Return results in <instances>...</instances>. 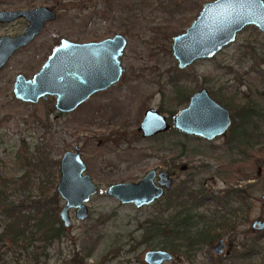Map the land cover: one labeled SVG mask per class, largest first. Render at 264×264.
<instances>
[{
    "label": "rangeland",
    "instance_id": "rangeland-1",
    "mask_svg": "<svg viewBox=\"0 0 264 264\" xmlns=\"http://www.w3.org/2000/svg\"><path fill=\"white\" fill-rule=\"evenodd\" d=\"M208 1L213 0H0V9L46 6L57 14L0 71V210L6 201L33 216L38 215L37 210L54 209L51 198L59 175L54 161L75 146L81 148L86 172L99 187L86 203L88 217L83 221L72 217L61 240L48 246L38 262L34 261L31 246L18 254L12 241L17 221L11 226V215L0 213V232L5 228L0 240V264H145L146 250L164 248L163 236L148 234L154 222L165 219V199L136 208L120 204L106 189L113 183L137 181L148 170H165L172 164L190 165L175 184L192 175L190 185L194 190L201 186L213 192L214 199L200 210H231L249 204V221L264 217V172L257 177V168L264 166V34L255 26H247L234 43L213 58L197 60L185 69L177 67L171 52L172 37L184 32ZM25 26L23 19L0 24V35H17ZM117 33L127 40L123 75L75 110H56L53 96L36 103L14 97L15 76L20 73L31 78L61 38L81 43ZM178 74L183 78L175 85L169 83ZM181 86H187L190 93L207 88L232 116L242 106L253 108L258 115H253L248 127L256 133L238 151L229 150L236 142L227 145L226 137L208 143L200 138H184L171 130L142 138L136 129L147 108L161 109L172 120L184 107L186 102L176 99ZM239 121L235 117L234 122ZM183 142L184 151L180 150ZM236 184L248 185L246 203L238 197L229 200L224 196V191ZM63 202L58 200V210ZM220 232L233 235L235 244L251 242L255 237L250 223L236 226L232 233L223 229ZM178 243L166 241L165 249H172L174 258L165 264H212L205 256L206 248L189 260ZM33 245L42 242L36 240ZM252 248L256 253L247 263L225 256L216 264H264V237ZM76 253L82 262L72 261Z\"/></svg>",
    "mask_w": 264,
    "mask_h": 264
},
{
    "label": "water",
    "instance_id": "water-1",
    "mask_svg": "<svg viewBox=\"0 0 264 264\" xmlns=\"http://www.w3.org/2000/svg\"><path fill=\"white\" fill-rule=\"evenodd\" d=\"M57 14L49 7L31 9H0V23L17 19L27 22L23 32L17 35L0 36V69L16 51L31 43L44 29L46 23L55 20ZM255 26L264 33V2L262 0H213L205 2L198 16L182 33L172 37L171 52L179 69L193 62L210 59L223 47L232 43L236 35L246 26ZM126 38L115 34L100 41L73 42L61 38L41 68L31 77L18 74L13 83L15 98L29 103L56 97L55 106L61 111H70L85 101L94 92L108 88L121 77L124 68L122 56ZM173 127L187 135L212 140L225 135L231 124L228 109L212 99L206 89L194 93L188 104L173 118ZM170 128L166 116L155 108H148L138 130L144 137L166 132ZM64 152L61 157L60 179L57 192L65 201L61 218L68 223L67 211L76 210L77 218L87 215L89 198L97 186L85 172L81 153ZM155 171L150 170L137 183L120 182L111 184L107 194L120 204L137 207L148 205L158 198L163 190L153 182ZM158 183L167 188L171 179L165 171L159 173ZM165 179V181L163 180ZM264 200V194L262 195ZM260 227L264 226V220ZM260 222V223H261ZM168 251L148 250L144 254L147 264H162L170 259Z\"/></svg>",
    "mask_w": 264,
    "mask_h": 264
},
{
    "label": "flooded vegetation",
    "instance_id": "flooded-vegetation-1",
    "mask_svg": "<svg viewBox=\"0 0 264 264\" xmlns=\"http://www.w3.org/2000/svg\"><path fill=\"white\" fill-rule=\"evenodd\" d=\"M0 24H8V23H0ZM26 25H27V22H26ZM25 28H26V26H25ZM4 35H6V34H4ZM0 36H2V35H0ZM234 42H232V43H234ZM232 43H230V44H232ZM126 44H127V42H126ZM230 44H228V45H230ZM2 69H0V71ZM123 73H124V71H123ZM123 73H122V75H123ZM21 75H23V74H21ZM120 78H119V80H120ZM118 81H116L113 84H116ZM13 83H14V81H13ZM113 84H111L110 86H112ZM184 87L185 86H181L180 92L185 90ZM106 89L94 92L85 101H87L95 93H99V92L105 91ZM201 89H206L207 90V88H199L198 90L193 91V93H190L188 95V99L185 101L186 104L184 105V107L188 104V101H189V98L191 97V95H193L194 93L200 91ZM12 92H13V88H12ZM177 92H176V96L177 97L176 96L175 97H176V99L178 101V98H180V96L177 94ZM208 93H209V95L212 97V99L214 101H216L217 103H219L220 105H222L223 107L228 109V107L223 105L221 102H218L217 99L215 97H213L212 94L209 91H208ZM53 97L56 99L55 96H53ZM182 98L184 99L185 97L182 96ZM85 101H83L82 103H84ZM55 103H56V100H55ZM184 107H182V108H184ZM245 107H247V106H242V107L238 108L234 112L233 116H232L230 110L228 109V111L230 113V118H231V124H230L228 130L226 131L225 135L216 137V138H214L212 140H207L205 138L197 137V136H190V135H187L185 133H182V132L176 130L173 127V124H172L173 123V118L182 108L179 109L173 115L172 120H170V118L166 117L168 122L170 123V128L166 132L158 133V134L150 136V137H144L142 135V132L138 130V127H139L140 122H141V120H142V118L144 116L145 111L148 109L147 108L144 111L143 116H142V118H141V120L139 122V125H138L136 130L139 133V135H141V137L145 138V139H149V138H153V137H156V136H159V135L167 134L171 130H173L174 133L180 134L184 138L185 137L186 138H200L201 140H204V141H206L208 143L210 141H214L217 138L226 137V138L229 139L228 143H227V145H228V144H230L229 142H232V141L236 142L235 137L233 136L234 135L233 126L235 124L234 120H235V117H238L240 119V116L236 115V112H238L239 109L242 110ZM55 108H56V106H55ZM149 108H154V107H149ZM75 109H73V110H75ZM56 110H58V109L56 108ZM73 110H70V111L58 110V111L63 113V112H71ZM157 110L161 114H163L161 112V109H157ZM256 115H258V113L254 110V116H256ZM251 129L254 131L253 134H255L256 133L255 130L253 128H251ZM237 131H240V129L238 128ZM245 138L249 139L248 136L245 137ZM246 139H244V140H246ZM244 144H246V143L245 142L244 143L243 142L231 143V146H230L231 148H229V150L238 151V150H240L239 147L243 146ZM177 145L179 147V143ZM180 147H181L180 150L184 151L186 149L185 143L183 142L182 144H180ZM234 147H236V148H234ZM76 148H78L79 149L78 151L81 153V148L79 146H75L74 149H69V150L74 151ZM69 150H66V151H69ZM66 151H64V152H66ZM244 151H246V150H241V153H244ZM62 155H61V157H62ZM81 156H82V153H81ZM61 157H60L59 160L54 161L55 163H58V168H59ZM83 161H84V159H83ZM234 161L235 160L231 159V162H234ZM85 165H86V163H85ZM86 168H87V165H86ZM176 168L178 169V172L175 171ZM189 168H190V165L184 162V163H181V164H172V166H170V167L168 166L167 169H165V170L151 169V170L155 171L153 182L156 184L157 187H161L163 192L158 198H156L150 204L154 203L155 201H157L160 198H164L165 199V202H164L165 203L164 204L165 205V219H164V222H165V227H166L165 235L167 236L166 241L167 242L170 241L173 244H175L176 241L173 242L171 240V238H170L171 235H169L170 234L169 230H170V227H171L173 222L181 221L183 223V227L181 226L180 232L178 233V239H176V240L179 241V243L177 245L182 247V249H183L182 253L187 259L191 260L192 257L194 256L195 252H199V251L201 252V251L204 250V248H206L208 254H205V256H206V258L208 260H210V262L212 264L218 263L219 259H221L223 261L224 260L223 257H225V256L229 260H233L235 262L236 261L237 262H239V261L240 262H245V263L249 262L248 260H250L253 257V255H255V253H256V251L253 250L252 247L255 246L256 243H258L260 238L264 237V226L260 227V224H262L261 221L264 220V217L263 216H258L256 218L252 219L251 221H249V204H246L245 206L243 205V206H240V207L232 208L231 210H208V211L200 210L208 202H210L211 200L214 199L213 192H208L204 188H202L201 186H199L196 190H194L191 187L192 185H190L191 182L193 181L192 175H189L188 178H185L182 181H180L178 184H175V179L179 178L182 173L187 172L189 170ZM149 171L150 170H148L147 172H149ZM163 171H165L167 173L166 180L167 179H171V183H170L168 188L166 186L160 185L158 183L159 173L163 172ZM85 172H86V169L83 172V174H85ZM263 172H264V166L263 167L259 166L257 168V177L260 176ZM146 173L144 175H146ZM0 176H1V165H0ZM244 178L245 177L242 178V181H244ZM59 179H60V168H59L58 181L56 183L55 190H54L53 195H52L53 198H54V208H55V210H37V212H38L37 216H33L31 214H24L22 212V210H18L16 212V215L14 214L15 212L13 213V215L15 217L14 220L16 219V221L18 222L17 223V229H16L18 231H15L14 229L12 230L14 232V235H12L13 236L12 237V241L16 242L15 245H16V247L19 250L18 254H21V252L26 251L27 248L29 246H31L33 248V250H35V252L32 250V254H33L35 262H38L40 256H42L43 254L45 255V251H46V248L48 246H50L54 242H57V241L61 240V238L63 236V233L65 232V229H67L71 225V218L72 217H74L77 220L83 221L89 215V210H87L86 217L84 219H80V218H77L76 210L70 209V210L67 211L68 223L67 224L65 223V221L61 218V211H62L61 208H62V206H63L65 201L63 202V204H62V206H61V208L59 210H58V206H57L58 200L60 198L63 199L61 197V195L57 192V189H56L57 184L59 182ZM140 179H138L137 181H126V182L137 183ZM91 180H92V178H91ZM163 180L165 181V179H163ZM93 183L97 186V191H96V193H97L99 187L94 181H93ZM118 183H120V182H118ZM248 189H249L248 185L244 187V186H240V184H236L231 189H226L224 191V196L229 198V200L231 199V197L232 198L234 197V199L238 197V198H240L242 200L243 203L244 202L246 203V201H248V198H249ZM106 193H107V189H106ZM54 195H57V197L54 196ZM94 195H92V196H94ZM53 198H51V199H53ZM150 204H148V205H150ZM122 205H125V204H122ZM131 205H133V204H131ZM148 205H142V206H139V207H137L135 205H133V206L136 207V208H140V207L148 206ZM0 213H2L3 215H5L7 217H8L9 214L12 215V213H10L9 210H5L4 208L2 210H0ZM32 221H33V224H31ZM247 223H250L251 233H253L255 235V237H253L254 239H252L251 242L249 241L247 243L235 244L234 243L235 240L233 239L234 236L231 235L230 236L231 238H230L228 232L232 233L236 226L237 227H238V225L242 226L243 224H247ZM39 224H40V226L43 225V226L48 227V231H50V232L49 233L47 232L48 235L46 234L47 239H45L41 235L40 228L38 227ZM192 228H194V229H192ZM4 229H2L1 232H0V234H1L2 231H3L2 236H4ZM222 229L227 231L226 233H228V234L222 235L223 233L220 232V230H222ZM192 231H194L193 234H191ZM16 232H18V233H16ZM244 235H245V237L248 236V238H249L248 234H244ZM36 240L41 241L42 245L34 246L33 243L36 242ZM239 247H241V250H239V251L236 250ZM149 250H152V249H149ZM162 250L168 251L170 253V255H171L170 259L164 261L162 264H165L166 262L172 261L173 258H174L173 254L171 252L172 249L168 250V249L162 248ZM146 251H148V250H146ZM145 252H144V254H145ZM204 252H205V250H204ZM72 261L79 262V263L82 262L81 258L79 257V255L77 253L74 254V256L72 258ZM143 261H144L145 264H147L145 262V260H144V255H143Z\"/></svg>",
    "mask_w": 264,
    "mask_h": 264
},
{
    "label": "trees",
    "instance_id": "trees-1",
    "mask_svg": "<svg viewBox=\"0 0 264 264\" xmlns=\"http://www.w3.org/2000/svg\"><path fill=\"white\" fill-rule=\"evenodd\" d=\"M182 78H183L182 75H179V74L175 75V76L171 77L169 83H172L173 85H175V84H177L176 82H179ZM184 89H185V93L183 94L182 91L180 92V95H179L180 98H178V102H181V101L184 102V101H186L188 99V95L190 94V92H189L187 86H185ZM182 96L185 97V98L183 99ZM236 115L240 116V121L239 122H235V124L233 126V128H234V135L233 136L235 137L236 142H245V143H247L249 141H248V139L244 140V139H246L245 137L248 136L250 138V137L253 136V133H254V131L252 129L250 130V128L248 127L249 123L251 122L252 116L254 115V109H252L251 107L247 106V107L243 108L242 110L239 109V111L236 112ZM238 128L240 129V131H237ZM54 196L57 197V195H54ZM3 204H4V206H3L4 209L5 210H9L10 213H12V215H13L14 212H17L19 210L17 208V205H15L12 201H6V202H3ZM41 210H45V209H41ZM46 210H55V208L54 209L48 208ZM12 215H11L12 224L10 223L11 226L15 225V221H16V220L13 219ZM17 223L18 222H16V224ZM153 225H154L153 231L150 234H148V237H150L151 234H152L153 237H156L155 235L163 236V241H164V246L163 247L165 248V243H166L167 236L165 235L166 227H165L164 220H162V222L161 221H156V222L153 223ZM181 226L183 227V223L181 221H176V222L172 223V225L170 227V230H169V232H170L169 235H171L170 238H171V240L173 242H175L176 239H178V233L180 232ZM38 227L40 228L41 235L45 239H47L46 234L48 235V233L50 232V231H48V227L43 226V225L40 226V224H39ZM16 231H18V230H16ZM16 233H18V232H16ZM2 234H3V231L0 234V240H2Z\"/></svg>",
    "mask_w": 264,
    "mask_h": 264
}]
</instances>
